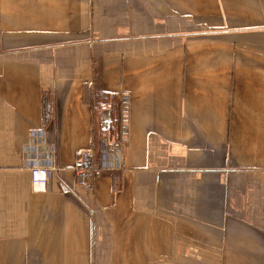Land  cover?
Segmentation results:
<instances>
[{
  "label": "crops",
  "instance_id": "1",
  "mask_svg": "<svg viewBox=\"0 0 264 264\" xmlns=\"http://www.w3.org/2000/svg\"><path fill=\"white\" fill-rule=\"evenodd\" d=\"M0 264H264V0H0Z\"/></svg>",
  "mask_w": 264,
  "mask_h": 264
},
{
  "label": "built area",
  "instance_id": "2",
  "mask_svg": "<svg viewBox=\"0 0 264 264\" xmlns=\"http://www.w3.org/2000/svg\"><path fill=\"white\" fill-rule=\"evenodd\" d=\"M118 114L116 131H112L109 121L102 123V137L100 145L106 152L122 155L125 144L130 136V119L132 108V97L129 91H122L118 94ZM77 180L86 186L92 185V182L102 175L103 167L97 160L96 149L90 147L83 149L79 157L74 162ZM48 169L45 167H33L31 169V179L33 187L36 190H45L47 185Z\"/></svg>",
  "mask_w": 264,
  "mask_h": 264
},
{
  "label": "trees",
  "instance_id": "3",
  "mask_svg": "<svg viewBox=\"0 0 264 264\" xmlns=\"http://www.w3.org/2000/svg\"><path fill=\"white\" fill-rule=\"evenodd\" d=\"M118 95L116 94H111V93H107V92H99V91H95L93 93H91V99H92V103L94 104V108L96 111L100 110L102 107V104L105 103V101H109V100H117ZM48 105H45V119H49L52 111L49 109H47ZM49 108V107H48ZM102 135V133H101Z\"/></svg>",
  "mask_w": 264,
  "mask_h": 264
}]
</instances>
